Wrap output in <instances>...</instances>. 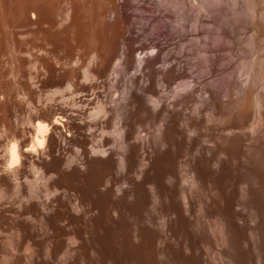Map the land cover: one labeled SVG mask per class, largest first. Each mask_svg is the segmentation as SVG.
I'll return each instance as SVG.
<instances>
[{"label":"rangeland","instance_id":"1","mask_svg":"<svg viewBox=\"0 0 264 264\" xmlns=\"http://www.w3.org/2000/svg\"><path fill=\"white\" fill-rule=\"evenodd\" d=\"M199 3L205 12L194 8L191 0H0V96L4 97L0 125L10 135L23 137V148L31 131L19 127L30 114L27 103L39 113L31 117L34 121L50 122L62 115L76 127L97 100L115 104L116 93L120 94L116 101L141 99L145 109L137 111L133 104L119 111L108 107L112 114L122 111L129 122L135 117L145 124V112L153 113L149 97L159 98L165 105L162 114L174 117L172 131L181 130L188 118L205 125L206 113L212 114V124L226 127L239 125L245 117H264V107L256 103L257 98L264 105V0ZM249 9L255 10V16L248 15ZM151 48L158 49L157 55L138 62L136 53ZM92 52L99 56L91 69L98 82L82 85V68ZM77 58L81 67L72 68ZM117 58L122 64L114 68ZM241 71L252 75L246 88ZM184 81L195 87L177 94L174 86L183 89ZM69 82L75 93L84 95L67 104L61 103L62 97H49L51 89H62ZM73 94L65 93V97ZM19 96L28 100L20 101ZM73 103L81 107L73 108ZM51 139L61 141L55 131ZM3 144L0 141V147ZM5 163L0 159V264H7L5 260L28 264L25 249L46 235L37 210L52 216L56 206L47 208V201L56 196L50 190L55 179L47 184L46 193L43 185H35L32 169L44 171L51 158L45 153L25 154L14 171L6 170Z\"/></svg>","mask_w":264,"mask_h":264},{"label":"bare ground","instance_id":"2","mask_svg":"<svg viewBox=\"0 0 264 264\" xmlns=\"http://www.w3.org/2000/svg\"><path fill=\"white\" fill-rule=\"evenodd\" d=\"M133 101L106 103L107 121L69 123L70 139L62 134L55 142L49 137L44 153L51 163L43 177L55 176L50 190L59 194L47 201V208L56 203L52 216L37 210L46 235L28 248V264H264L263 114L245 117L234 127L188 118L186 127L172 131L174 117L162 114L164 103L158 112H145L146 124L135 117L129 122L122 111L114 115L108 108H144L141 99ZM117 116L127 129L125 176L117 175L115 157L120 153L114 150L104 159L89 152L99 137L89 136L87 129L111 130ZM161 124L163 134L157 137ZM138 126L149 136L147 145L134 142ZM189 130L197 135L189 137ZM112 143L106 138L103 146ZM76 148L82 149L81 156ZM141 159L148 161L142 173ZM134 173L143 179L137 181ZM123 180L130 188L116 198L114 188ZM105 181L110 186L101 191ZM73 238L78 243H70Z\"/></svg>","mask_w":264,"mask_h":264},{"label":"clouds","instance_id":"3","mask_svg":"<svg viewBox=\"0 0 264 264\" xmlns=\"http://www.w3.org/2000/svg\"><path fill=\"white\" fill-rule=\"evenodd\" d=\"M213 2L216 5H222L226 3H232L233 5H235L238 4L239 0H213ZM191 3L193 7L199 9L200 12H205V9L200 6L199 0H191ZM255 14L256 13L254 9L248 10L249 16H255ZM157 52L158 49L155 48H151L144 52H137L136 59L138 62L143 61L148 57H155L157 55ZM40 55L43 56L45 55V53L41 52ZM29 59H31V57H29ZM98 61H99L98 54L96 52H92L90 56L87 58L86 66L82 68V79L80 81L82 85H92L98 82V77L91 71V69L98 63ZM81 63L82 61L79 58H77L72 62L71 67L80 68ZM121 64H122L121 59L117 58L114 61L113 67L116 68ZM59 66L60 65L57 64V67ZM239 77L241 79L242 86L245 88L252 81V75L247 71H241ZM32 83L34 84V86H36L34 81H32ZM183 84H184L183 89H175L174 86V91H176L177 94H179V92L181 91L186 93L188 91H191L195 87V85L191 81H184ZM65 93H74V94L65 97ZM48 95L49 97H56V96L62 97L63 99L61 100V103L67 104L69 100L75 101L84 94L75 93L73 84L69 82L62 89L59 87L51 89ZM119 96L120 94L116 93L113 97V100L114 101L117 100ZM3 99L4 97L0 96V101H2ZM18 100L27 101L28 97L19 96ZM162 103L163 102L157 97H149V106L151 107L153 112H158L162 107ZM71 107L80 108L81 105L73 103ZM83 107L87 108V105H84ZM197 107L199 108L200 106ZM257 107H264V105H257ZM27 108L30 110V114L25 118V123L19 124V122L17 121L19 127L31 130L30 132L27 133V138L29 140V143L27 144V146L23 147V149H21V144L23 143V137H17L14 134L10 135L7 127L5 125H0V141H4L3 147H0V152H3V155L0 156V159L6 161L4 165L6 170L14 171L15 169L19 168L22 165L23 156L21 155V152L25 154H32L33 156H37V157H39L41 153L46 152L48 149L49 137L54 134V129L57 128L59 129V131H55V135L58 139L63 138L62 134L63 136H66L69 139L73 136V132L70 131L68 127H66V125L69 124V121L65 116L56 115L50 122L43 119H36L34 121L31 117L34 115L35 116L39 115L37 109L31 103H27ZM195 114L198 115V112ZM206 116L208 117V123L211 124L213 122L212 114L206 113ZM108 117H109V113L107 111L106 105L102 101L97 100L95 106L92 107L91 110L88 112L86 120L87 123L94 125L100 121H107ZM80 123L84 124L85 120H81ZM181 127H186V126L182 124ZM93 133H97L99 138L94 139L93 142L89 145V152L91 157H101L107 159L108 156L112 153V151L115 150L118 153H120L115 157L117 161V175L118 176L127 175V160H126V156L128 153V143L126 142L127 129L122 126V121L120 116L116 117L111 130H108L104 127H101L99 130H97V128L95 127H89L87 129V134L89 136H92ZM162 134H163V124H161L157 130V137L162 136ZM187 134L189 137H195L197 135L195 130H189ZM106 138L111 139L113 141V143L108 147L103 146L104 140ZM148 141H149L148 134L145 133L138 126L137 134L134 137V142L143 143L147 145ZM64 142L66 143L67 141L65 140ZM205 143H208V141H205ZM162 147L166 148L167 145H163ZM75 151L77 156H81L82 149L76 148ZM72 162L78 163V161H76L75 158H73ZM147 166H148L147 159H141L138 171L142 173ZM66 167L69 166L66 165ZM214 167H218V165H214ZM80 168L82 171H86L85 165L81 164ZM32 170L37 178L35 181V185H43L45 188V192L48 193L49 190L47 189V184L52 179H55V176L53 175L49 177L47 180H42L41 177L43 176V170L42 169L38 170L34 166ZM133 175L135 176V179L137 181L143 179L142 175H138L135 173ZM35 185H34V194L35 191L37 190L35 188ZM108 186H110V182L105 181V186L101 188V191H105ZM243 187L247 188V185H244ZM129 188L130 185L127 182V180H123L121 183H118L114 188L115 197L118 198L120 196H123L125 190H128ZM58 194H59L58 189L51 192V195H58ZM45 198L48 199L49 196L46 195ZM129 199L131 200L132 197H129ZM76 211L77 214H79L80 209L77 208ZM70 243L76 244L78 243V241H75V239L73 238L72 240H70ZM25 251L27 252L29 251V249L26 248ZM61 259H63V257H61Z\"/></svg>","mask_w":264,"mask_h":264}]
</instances>
